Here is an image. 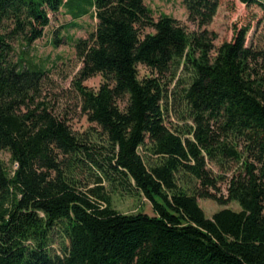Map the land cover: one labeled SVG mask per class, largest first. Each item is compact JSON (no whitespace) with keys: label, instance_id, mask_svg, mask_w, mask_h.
Listing matches in <instances>:
<instances>
[{"label":"trees","instance_id":"16d2710c","mask_svg":"<svg viewBox=\"0 0 264 264\" xmlns=\"http://www.w3.org/2000/svg\"><path fill=\"white\" fill-rule=\"evenodd\" d=\"M79 1L0 0V150L13 164L0 158V264H264V50L246 45L250 28L217 48L207 26L220 0H183L192 32L145 0H89L97 27L76 41L77 87L99 135L81 137L13 44L43 35L46 6L83 16ZM181 67L190 81L174 96L193 124L172 129L166 79ZM97 75L98 90L84 85ZM209 161L232 171L226 200ZM113 191H137L155 214L118 211ZM199 197L242 209L208 218Z\"/></svg>","mask_w":264,"mask_h":264},{"label":"rangeland","instance_id":"374dc122","mask_svg":"<svg viewBox=\"0 0 264 264\" xmlns=\"http://www.w3.org/2000/svg\"><path fill=\"white\" fill-rule=\"evenodd\" d=\"M79 2L82 4L79 9L85 12L79 18H74L66 6L55 11L46 6L50 21L44 28L43 35L32 43H27L23 39L14 41V59H23L42 66L45 75L41 99L46 101L51 110L59 117L68 120L76 135L96 138L99 135L96 130L99 128L96 124L88 121L87 115L82 110V99L77 81L83 67V60L77 55L75 46L78 39L89 38L91 33L96 31L97 18L94 16L95 10L91 9L89 0H80ZM145 3L153 10L155 19L159 18L161 14H167L177 18L190 32L197 30V26L188 20L183 0H145ZM78 6V4H73V8ZM245 27L250 28L246 37V45L264 50V8L258 3L247 5L240 0H220L217 13L207 26L217 35L215 40L217 48L223 42L233 40L235 35ZM147 31H153V29L148 28ZM139 69L141 76L149 73V70L143 65H139ZM102 81V76L97 75L83 83L92 90H98ZM189 81L190 75L183 71V67L175 75L168 76L166 79L168 93V98L164 103L166 124L172 129H182L193 124L185 105L174 96V93L187 85ZM140 151L145 155L143 149ZM0 158L8 164L10 169H13L9 152L0 150ZM208 167L214 174L223 177L219 183L221 190L214 192L219 199L226 200V177L228 178L232 171H226L212 161L208 162ZM180 185L191 193L199 186L198 181L193 177L184 178ZM111 198L113 207L122 213L155 214L151 201L145 196L139 195L137 191L133 193L113 191ZM198 203L208 218H212L216 212L224 208L236 211L242 209L236 201L220 203L216 199L199 197Z\"/></svg>","mask_w":264,"mask_h":264}]
</instances>
